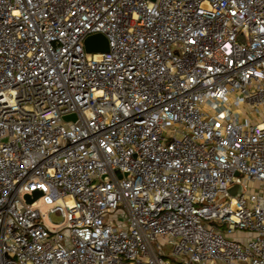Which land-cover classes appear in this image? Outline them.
I'll return each mask as SVG.
<instances>
[{"label": "built area", "instance_id": "2783aa9c", "mask_svg": "<svg viewBox=\"0 0 264 264\" xmlns=\"http://www.w3.org/2000/svg\"><path fill=\"white\" fill-rule=\"evenodd\" d=\"M0 264H264V0H0Z\"/></svg>", "mask_w": 264, "mask_h": 264}, {"label": "water", "instance_id": "95a60500", "mask_svg": "<svg viewBox=\"0 0 264 264\" xmlns=\"http://www.w3.org/2000/svg\"><path fill=\"white\" fill-rule=\"evenodd\" d=\"M85 48L89 52H101L107 51L109 49V39L108 37L102 32H94L86 36L85 40ZM66 119H76L77 115L75 113H69L64 116ZM125 175L128 172H124ZM229 190L233 194H239L243 191V186L241 184H234L229 187ZM41 192L34 191V196L32 197L30 194H26V198L29 202L33 201Z\"/></svg>", "mask_w": 264, "mask_h": 264}, {"label": "rangeland", "instance_id": "374dc122", "mask_svg": "<svg viewBox=\"0 0 264 264\" xmlns=\"http://www.w3.org/2000/svg\"><path fill=\"white\" fill-rule=\"evenodd\" d=\"M53 217L55 218V219H58L59 217L58 216H56L55 214H53Z\"/></svg>", "mask_w": 264, "mask_h": 264}]
</instances>
